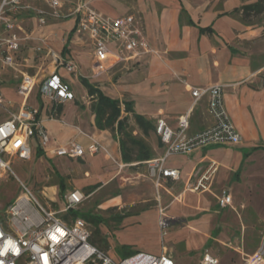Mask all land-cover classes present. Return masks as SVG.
<instances>
[{
    "label": "crops",
    "instance_id": "0c3cea01",
    "mask_svg": "<svg viewBox=\"0 0 264 264\" xmlns=\"http://www.w3.org/2000/svg\"><path fill=\"white\" fill-rule=\"evenodd\" d=\"M77 1L62 0V11ZM89 1L94 9L110 17L132 15L139 19L150 52L132 61L107 63V71L95 77L91 45L85 36L77 33L74 17L56 19L48 15L45 26H40L32 13L17 17L26 38L15 59L25 62V69L36 70L32 75L35 86L26 102L38 110L39 120L50 138L45 148H41L38 138H32L26 160L34 159L38 164L46 161L58 180L42 187L52 191L46 205L57 204L59 208L55 211H61L66 193L74 189L84 191V204L77 210L107 220L100 223L99 231L107 238L104 251L109 256V236L121 244L134 235L139 237L147 225L156 227L160 210L163 217L181 221V230H175L185 233L174 243L183 240L187 249L200 252V260L207 252L219 264H226L218 248L238 249L239 232L248 231L249 227L253 230L246 239V249L252 254L259 245L251 236L255 226L264 238V13L243 19L241 13L234 12L257 0ZM67 21L70 25L65 27ZM64 29H69L65 40ZM26 30L30 31L29 35ZM0 33L5 35L2 29ZM82 38L89 50L84 48ZM36 47L51 49L62 60L72 61L75 72L71 74L63 66L56 67L50 57L36 56ZM47 60L49 65L43 70ZM0 72L1 93L3 97L5 92L15 93L20 101L11 107L17 110L22 99L11 83L15 81L18 86L20 72L1 62ZM53 73L68 87L73 99L54 102L44 96L41 88ZM83 79L105 96L119 101L122 110L127 103L134 114L151 122L153 129L144 136L134 123L133 113H121L122 118L127 117L132 134L145 140L152 159L164 154V146L154 133L158 119H164L175 129L177 118L190 111V134L211 124L206 98L193 104L192 88L224 86V107L241 142L169 157L165 166L178 170L180 178L162 179L157 187L146 161L125 163L118 135L96 126L91 108L96 96L90 95ZM72 142L83 148L82 157L70 158L62 152ZM91 147L96 151L90 152ZM212 162L217 165V171L211 189L202 194L187 191L186 186L194 182L196 174L205 171ZM222 189L231 196L230 207L218 205ZM152 197L155 204L138 207ZM96 210L105 212L106 216ZM116 214L123 215L120 221L112 219ZM58 216L66 222L73 219L68 213L60 212ZM84 221L91 233L92 225ZM173 224L169 227H177ZM214 226L220 229L219 235L215 236ZM170 248L162 246L158 253L150 254H168ZM180 256L171 257L179 262ZM241 260L238 258L237 264Z\"/></svg>",
    "mask_w": 264,
    "mask_h": 264
},
{
    "label": "built area",
    "instance_id": "2783aa9c",
    "mask_svg": "<svg viewBox=\"0 0 264 264\" xmlns=\"http://www.w3.org/2000/svg\"><path fill=\"white\" fill-rule=\"evenodd\" d=\"M29 13L38 18L40 26L47 24L45 16L48 15L56 19L74 17L77 33L85 36L91 45L95 77L107 71V63L114 65L132 61L150 52L139 19L132 15L110 17L94 9L89 0H78L65 12L62 11V0H0V29L5 32V35L0 33V62L16 71L20 66L26 67L15 59L26 38L17 17ZM34 54L50 57L56 67L63 66L68 73L73 74L76 70L72 61L62 60L51 49L36 47ZM19 72L21 77L16 94L22 101L17 110L5 105L0 90V110L7 116L0 122V178L4 173H12L9 164L3 161V155L28 159L29 141L32 138L39 139L41 148L47 147L50 142L48 132L39 120L38 110L26 102L34 89V78ZM223 89L222 85L192 88L193 104L206 98L207 112L211 118V124L199 132H188L190 111L177 118L175 129L164 119L157 120L154 133L164 146V154L146 161L157 187L162 179L177 181L180 178L178 170L165 166L169 157L189 155L208 146L240 144L241 137L224 107ZM41 91L54 102L73 99L56 73L45 80ZM89 151L95 152L96 148L91 147ZM62 152L70 158L84 155L83 148L74 142ZM216 171L217 165L212 162L205 171L196 174V179L186 186V190L194 194L208 192ZM21 188V193L4 211V217L0 215V264H175L167 253H138L116 262L90 244L91 233L83 219L73 218L66 222L58 216L60 212L77 210L85 200L81 191L74 189L66 193L63 196V209L55 211L48 205L40 204L24 185ZM217 201L220 208L230 207L232 199L228 190L222 189ZM159 213V225L165 228L162 210ZM199 264H219V261L206 252ZM240 264H264V238L252 254L243 255Z\"/></svg>",
    "mask_w": 264,
    "mask_h": 264
},
{
    "label": "rangeland",
    "instance_id": "374dc122",
    "mask_svg": "<svg viewBox=\"0 0 264 264\" xmlns=\"http://www.w3.org/2000/svg\"><path fill=\"white\" fill-rule=\"evenodd\" d=\"M76 1V0H74ZM70 25V21H67V24H65V27H68ZM53 29V28H52ZM69 30V29H68ZM68 30H63V37L65 40L66 36L68 34ZM28 30H26V33L29 35ZM82 41L85 44V49L89 50L88 43L85 39L82 38ZM18 63H21V65H26L25 62L18 60ZM49 65L48 60L44 61L43 70L47 68ZM18 70L26 73L30 76L36 74L35 69H25L24 67L20 66L18 67ZM18 76H21V73H17ZM44 75L47 74V72L43 73ZM0 72V76H1ZM4 78H7L8 76H3ZM91 80V79H90ZM14 90L17 87V83L14 81L11 83ZM4 100L5 105L7 107H10L11 105H17L20 99L12 93H4ZM7 118L6 114H4L0 110V122L5 120ZM132 127V126H131ZM132 129V128H131ZM3 161L7 162L9 164V168L12 173H4L0 178V215L4 217V211L7 209V206L21 193L22 188L21 186L24 185L39 201L40 204L46 205L49 204V201L47 199H50L52 197V191L43 189V186H47L53 182H57V177L55 175L54 169L49 168L47 165V162L42 160L40 164H38L37 161L33 160H26V159H20L18 157H9L6 155L2 156ZM71 166V165H70ZM127 171H130L129 169ZM72 174V173H71ZM145 174L148 175L146 168H145ZM74 173L72 174V176ZM74 177V176H73ZM77 177V176H75ZM21 183V185H20ZM84 193V191H82ZM156 201H153L150 199V201H147L145 204L138 205V207L146 206V205H153ZM91 203V202H90ZM89 203V204H90ZM84 204V202H83ZM50 207L54 210H57L59 207L58 205H51ZM137 207V208H138ZM96 212L99 214H102L106 216L105 212H102L100 210H96ZM164 221H166V227L162 228L159 223L155 226L153 225H147L145 230L141 231V235L137 237L136 235L129 238V241L121 244L120 241L117 238H114L112 236H109V241L111 245L110 250V257L116 261L119 262L127 257H130L132 255H136L138 253H146V254H152V253H158L161 250L162 246L171 247L168 249V254L175 258L177 254H181L179 262H177V259H174L176 264H199V251L189 250L186 248V245L184 241H179L177 243H174L175 241H178V239L181 237V235L185 232H177L175 229L181 230V221L180 220H170L166 217H162ZM172 223H175L173 225L176 226H170ZM254 232H252L251 236L253 240H258L259 242L263 239L262 235L259 233L260 228L258 226H255ZM253 230L250 227L247 230H242L239 232L238 235V242L239 248H235L234 250L227 247L226 248L220 247L218 248V254L220 253L223 258V262H226V264H237L238 258H242L243 255H248L251 253H247L246 249V239L250 236V231ZM214 234L219 235L220 229L218 227L214 226ZM102 235V234H101ZM189 235V233H187ZM186 236V234L184 235ZM183 236V237H184ZM262 237V238H261ZM107 239V238H106ZM197 239L194 240L196 242ZM254 242V241H253ZM238 250L239 253L237 254L235 250ZM104 251V250H102ZM190 251V252H189ZM105 252V251H104ZM205 252V250L203 251ZM226 254L225 257L223 255Z\"/></svg>",
    "mask_w": 264,
    "mask_h": 264
},
{
    "label": "trees",
    "instance_id": "16d2710c",
    "mask_svg": "<svg viewBox=\"0 0 264 264\" xmlns=\"http://www.w3.org/2000/svg\"><path fill=\"white\" fill-rule=\"evenodd\" d=\"M234 13H241L243 19H249L256 17L259 14L264 13V0H257L256 3L251 5H244ZM82 82L86 86L88 92L92 96H96V101L92 104L91 108L95 114L96 126L101 130H109L113 134L118 135V141L122 153V158L125 163L144 162L152 159V152L145 143L142 137L132 134V129L129 128L127 123V117L122 118V111L126 113H133L129 104H124V109H121L119 101L110 99L109 97L102 94L99 90L94 89L87 80L83 79ZM133 120L137 128L140 130L142 135L146 136L150 130L153 129L150 121L144 117L133 113ZM62 181V178H60ZM125 213L124 215H128ZM68 215L73 218L80 217L86 220L92 225V231L89 242L99 250H105L107 248V240L101 235L99 231V225L103 221L106 223L107 220L101 216L92 215L91 213H85L81 210L70 211ZM123 215H113L112 219L120 221ZM255 240V242H258ZM133 256V255H132Z\"/></svg>",
    "mask_w": 264,
    "mask_h": 264
}]
</instances>
